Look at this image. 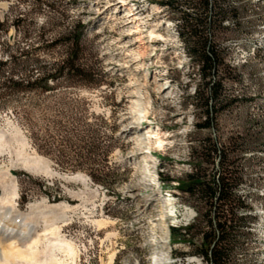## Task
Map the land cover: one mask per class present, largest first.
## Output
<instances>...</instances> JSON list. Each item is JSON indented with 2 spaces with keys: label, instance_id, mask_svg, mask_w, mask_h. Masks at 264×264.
<instances>
[{
  "label": "rangeland",
  "instance_id": "rangeland-1",
  "mask_svg": "<svg viewBox=\"0 0 264 264\" xmlns=\"http://www.w3.org/2000/svg\"><path fill=\"white\" fill-rule=\"evenodd\" d=\"M160 1L0 0V61L15 58L0 85L54 74L68 58L67 37L77 23L86 26L79 63L97 81L68 74L50 81L49 91L0 86V128L17 127L27 152L43 157L55 174L13 172L19 205L43 198L78 207L81 214L57 224L80 249V264H105L112 253L113 264H206L194 254L200 239L174 241L171 227L192 224L203 210L177 181L192 170L191 151L210 138L236 161L232 169L243 181L238 194L252 209L242 215L255 218L250 232L243 231L245 245L227 264H264V0H229L240 8L239 20L224 23L228 30L216 39L224 64L233 68L221 75L226 93L237 102L214 116L210 130L195 128L203 115L193 97L203 81L178 36L182 16ZM127 8L136 14L141 43L134 41L135 25L123 18ZM153 30L157 36L149 38ZM147 131L161 132L163 145L156 137L146 140L141 148L149 153L142 154ZM8 166L7 157L0 159V171ZM78 174L88 183L64 179ZM93 219L109 224L98 229ZM107 234L114 240H104Z\"/></svg>",
  "mask_w": 264,
  "mask_h": 264
},
{
  "label": "trees",
  "instance_id": "trees-1",
  "mask_svg": "<svg viewBox=\"0 0 264 264\" xmlns=\"http://www.w3.org/2000/svg\"><path fill=\"white\" fill-rule=\"evenodd\" d=\"M159 5L182 16L180 25L176 27L178 36L185 45L186 55L198 66L203 81L201 87L195 89L196 96L193 97L203 115V120L197 121L195 128L210 130L215 127L214 116L237 102L236 97L231 98L226 93L225 79L221 75L232 72L233 68L224 64L216 35L220 31L228 30L224 27V23L228 21L237 25L240 8L232 6L229 0H162ZM85 30L84 24L77 23L68 34V58L63 65L58 66L54 74L24 82L8 79L0 85L1 88L13 86L15 90L30 88L49 91L50 81L68 74L72 75L70 78H81L87 74L92 80L90 83H94V71H85L79 63ZM9 62L15 63V58L10 56L7 60L0 61V79L3 78ZM226 150L218 141L206 138L201 147L190 153L191 172L177 181L178 190L198 199L203 210L192 224L171 227L172 239L177 242H189L194 237L200 239L194 254L208 264H227L232 255L245 245L246 235L243 231L249 233V224L251 221L255 222L254 217L242 215V212L252 213V209L246 198L238 195L243 181L233 171L236 161L229 159ZM209 168L213 172L210 177L207 174ZM94 180L108 184L97 177ZM173 182V179H163L164 184ZM113 184L115 183L107 186L111 187ZM195 230H198V234L194 233Z\"/></svg>",
  "mask_w": 264,
  "mask_h": 264
},
{
  "label": "bare ground",
  "instance_id": "bare-ground-1",
  "mask_svg": "<svg viewBox=\"0 0 264 264\" xmlns=\"http://www.w3.org/2000/svg\"><path fill=\"white\" fill-rule=\"evenodd\" d=\"M112 6L115 7L114 4ZM135 15L132 9L127 8L123 18L131 20L130 23L135 25L134 41L141 43L142 32L140 25H137L138 19ZM156 36L154 30L150 31L149 38ZM139 66L137 70L141 71L142 66L140 68ZM136 107L138 108L137 104ZM144 117L147 116L144 115ZM160 135L161 132L151 135L150 131L142 134L141 144H139L141 153H149V150H143L141 146L147 144L146 140L155 137L157 146L162 147L163 140ZM29 148L25 137L17 127L11 125L9 131L0 128V159L7 157L9 161V166L0 171V264H80L81 256L78 254L80 249H77L70 240L63 238L62 229L57 224L59 220L67 222L70 219L69 215H75L78 207H72L64 202L51 204L49 200L43 198L37 202L28 203L24 209L19 205V183L13 175L18 168L46 179L55 177L54 172L49 168V163L36 153L29 154ZM144 148L149 149L147 146ZM146 157L142 159L144 162L147 161ZM64 179L88 183L87 178L79 174L72 177L66 176ZM89 214L93 215L92 212ZM189 214L192 216L189 212L185 214V218ZM158 220L164 221L165 218L161 215ZM91 223L98 229L105 228L109 224L106 219H93ZM114 236L115 234H107L104 240L110 242ZM114 258V253L107 255L105 264H113ZM198 258L203 261L201 257Z\"/></svg>",
  "mask_w": 264,
  "mask_h": 264
},
{
  "label": "built area",
  "instance_id": "built-area-1",
  "mask_svg": "<svg viewBox=\"0 0 264 264\" xmlns=\"http://www.w3.org/2000/svg\"><path fill=\"white\" fill-rule=\"evenodd\" d=\"M240 190V189H239ZM239 192V191H238ZM239 195V194H238ZM239 215H240V211H239ZM204 259V258H203ZM205 261V260H204ZM206 262V261H205ZM206 264H208L207 262H206Z\"/></svg>",
  "mask_w": 264,
  "mask_h": 264
}]
</instances>
